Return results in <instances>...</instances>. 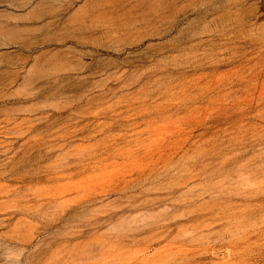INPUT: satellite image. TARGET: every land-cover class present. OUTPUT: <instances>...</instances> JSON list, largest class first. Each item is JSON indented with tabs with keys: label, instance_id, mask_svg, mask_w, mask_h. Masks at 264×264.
Wrapping results in <instances>:
<instances>
[{
	"label": "rangeland",
	"instance_id": "1",
	"mask_svg": "<svg viewBox=\"0 0 264 264\" xmlns=\"http://www.w3.org/2000/svg\"><path fill=\"white\" fill-rule=\"evenodd\" d=\"M0 264H264V0H0Z\"/></svg>",
	"mask_w": 264,
	"mask_h": 264
}]
</instances>
